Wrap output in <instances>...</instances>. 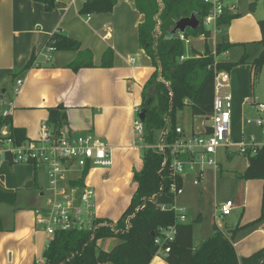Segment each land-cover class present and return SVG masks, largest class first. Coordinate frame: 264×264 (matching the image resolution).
<instances>
[{
    "label": "trees",
    "instance_id": "16d2710c",
    "mask_svg": "<svg viewBox=\"0 0 264 264\" xmlns=\"http://www.w3.org/2000/svg\"><path fill=\"white\" fill-rule=\"evenodd\" d=\"M35 1L43 3L47 11H53L57 5V0ZM135 3L138 11L144 15V20L138 27L139 44L154 67L144 85L139 106L140 111L145 112L143 123L146 144L154 143L158 130L169 123L172 128L181 123L178 113L186 107L190 108L193 116L209 117L212 114L217 70L230 71L237 64L248 63L251 66L252 86L254 85L264 66V18L259 20V42L263 47L259 54L251 58L244 53L238 61H227L217 57L229 51L234 44L223 39L217 42L215 50L210 48L207 40L211 36V30L204 23L210 5L205 0H135ZM116 4L117 0H85L80 12L87 15L110 12ZM250 7L255 9V4L252 3ZM192 16L198 21L196 27H188L183 33L174 31L177 21ZM239 16L240 13L226 10L217 26H227ZM181 33L186 38L205 37L204 51L181 60V56L186 55V43L180 38ZM46 44L54 45L56 50L77 51L78 57L69 65L74 70L96 66L92 51L84 49L81 41L67 34L55 32ZM113 56L114 51L108 49L99 66H112ZM32 62L33 57L23 70L30 68ZM17 75L18 72L14 73L13 78ZM66 116L64 105L49 109L47 123L52 126L56 136L61 134ZM6 123L10 125L11 136L17 143L27 140L24 128L14 126L11 116L3 117L0 114V129ZM244 155L248 157V166L239 176L244 179L264 180V145L255 153L248 152ZM142 159L143 167L134 171L136 190L121 217L114 221L98 216L90 229L74 227L57 231L43 252V264H150L158 254L156 237L160 229L176 222L172 210H163L159 206L173 203L171 183L178 179V183L182 184V178L172 175L168 168H163L164 156L156 149L144 147ZM89 170L88 165L78 177H70L69 182L83 188ZM152 197L155 201L150 200ZM15 198V193L0 188V202H14ZM143 203L145 207L137 210ZM263 218L264 211L259 218L249 223H238L231 232L216 225L213 234L198 246L194 244L193 223H177V233L169 245L170 250L165 259L170 264H263L264 248L249 256L240 257L234 244L240 229L254 226ZM199 220L200 217L197 218ZM2 230L3 220L0 216V231ZM114 237L119 242L111 250L99 247L100 239Z\"/></svg>",
    "mask_w": 264,
    "mask_h": 264
},
{
    "label": "crops",
    "instance_id": "0c3cea01",
    "mask_svg": "<svg viewBox=\"0 0 264 264\" xmlns=\"http://www.w3.org/2000/svg\"><path fill=\"white\" fill-rule=\"evenodd\" d=\"M84 2L57 0L56 8L47 11L43 3L35 0H0V87L3 93L7 91L8 84L14 90L16 80L24 79L20 93L12 99L15 110L11 117L14 126L25 129L27 140H39L42 126L49 119V109L64 105L67 116L62 132L75 136L95 135L111 146L112 165L103 166L107 175L111 174L110 167L114 165V160L124 153L128 166L125 175H120V180L130 181L133 178L135 182L134 171L143 167V153L141 155L138 151V137L134 129L137 116L135 109L140 106L144 85L154 71L150 58L139 44L138 27L144 15L138 11L135 0H117L112 11L93 13L88 17L80 12ZM55 32L81 41L84 49L92 51L96 66L74 70L69 65L76 60L78 52L70 50H55L51 58L46 60L43 55L46 43ZM198 38L201 41L205 39L203 36L195 39ZM215 47V43L210 46L213 50ZM108 49L114 51L113 65L100 67ZM203 51L197 50L200 53ZM32 57V66L23 70ZM143 60H149V66L143 65ZM16 72L18 75L14 79L13 74ZM39 169L43 170L45 166L33 165L34 176L17 178L15 181L19 183L16 184L31 185L43 196V188L37 186ZM77 175L74 173L72 177ZM92 180L93 173H88L85 185ZM245 182V191L248 192L251 184ZM254 183L260 186L262 181ZM124 184L125 181L119 182V185ZM134 184L131 198L137 187L136 182ZM103 187L105 185H102L105 191ZM1 189L15 193V200L18 199L16 191ZM95 193L97 216L112 219L110 217L116 214H111L114 210L105 202V196ZM45 206L35 207L33 211L15 209L11 219L1 216L0 264H34L38 257L42 258L51 237L45 227L37 223L36 209ZM118 215L114 221L121 217ZM198 217L202 220L200 211ZM253 220L239 221V224L244 225ZM118 242L115 237L103 238L98 241V245L111 250ZM234 244L238 256H249L264 248V238L259 244L263 247L259 249L251 243L236 244L234 240ZM150 264L170 263L162 254H156Z\"/></svg>",
    "mask_w": 264,
    "mask_h": 264
},
{
    "label": "rangeland",
    "instance_id": "374dc122",
    "mask_svg": "<svg viewBox=\"0 0 264 264\" xmlns=\"http://www.w3.org/2000/svg\"><path fill=\"white\" fill-rule=\"evenodd\" d=\"M225 3H228L230 7L235 6L233 12L240 13V16L222 28L218 27L215 23H205L208 29H212V37L210 36L211 38L207 40L209 41V45L217 44V42L223 39L234 44L229 51L217 57L220 60L238 61L244 53L254 58L263 48L259 42L261 39L259 20L264 18V0H225ZM252 3L255 4V9H251L250 5ZM190 38L189 42H185L186 55L192 56L196 54L197 50L204 49V41L206 39L201 41L199 38L195 39L197 37L191 36ZM148 61L143 60V65L149 66ZM250 70L251 66L248 63L234 66L229 71L231 79L228 82V87L223 88L218 93L220 97L228 94L232 95V100L228 106L231 112L228 144L232 151L239 149L241 143L249 142V135L255 136L258 143H264V128L258 126L256 123H248V119L256 120L259 118V112L255 105L258 102H264V66L255 79L253 86ZM6 87L7 91L5 93H3L2 86L0 87V93L2 92L0 96V111L5 108L4 103L9 104L15 97L12 86L8 84ZM223 106H227V103H224ZM14 110L15 107H13L12 113H14ZM178 118L179 122L185 127H193V129H197L199 126L210 122L205 116H193L189 107L180 111ZM138 140H136L139 147L138 151L142 155L145 145L140 140L138 142ZM219 160L220 164L217 167H205V176L198 185L194 184L195 176L197 175L196 171L185 170L183 174V193L177 197V201L179 205L186 207L188 210L187 222H191L194 225V244L196 246L213 234L215 225L227 232H231V228H234L239 221L255 220L264 211V180L259 178L244 179L239 176L246 168L248 157L239 152H233L227 157L224 151L221 150L219 152ZM127 166L125 154L122 153L114 160V165L110 167V175H107V170H104L101 165H93L89 171V174L93 173V180L89 182L87 187L93 188L98 194L105 196V202L114 210V213L111 214H116L114 216L109 215L113 216L110 217L113 220L118 213V216H120L121 212L127 207L133 193V188L135 187L133 178L130 181L125 179L120 180V175H125ZM40 170L37 186L43 188V192L45 193L43 196L40 195L39 191L32 189L33 186L22 183L17 185L16 182H19L15 181L20 177L29 175L33 177V165L20 163L11 166L6 161L2 162L0 167V187L12 192L16 191L18 199L15 200L17 201L16 203L9 201L0 202V216L11 219L14 216L15 209L33 211L35 207L44 205L49 208L47 205L50 197L49 188L51 186V177L48 173L49 168L46 165L45 169ZM120 181H125V184L119 185ZM245 181H249L251 184L248 192L245 191ZM255 181H262V184L257 186L254 183ZM107 184H109L108 187ZM102 185H105L103 187L105 191L102 190ZM30 191L34 192L31 193ZM227 200L233 202V211L231 215L222 217L219 211L216 212V205L222 204ZM118 207L119 209H117ZM199 211L202 213V220L197 221ZM227 226L228 228H226ZM39 227L42 228L43 226L39 225ZM263 238L264 218L258 224L240 230L234 240L236 244L241 242L244 244L251 243L253 246H258L257 249H259L263 247L259 245ZM9 257L10 255H8Z\"/></svg>",
    "mask_w": 264,
    "mask_h": 264
},
{
    "label": "built area",
    "instance_id": "2783aa9c",
    "mask_svg": "<svg viewBox=\"0 0 264 264\" xmlns=\"http://www.w3.org/2000/svg\"><path fill=\"white\" fill-rule=\"evenodd\" d=\"M210 5L209 13L206 15L204 23L217 25L218 20L227 11H232L225 0H205ZM90 15L88 14V17ZM180 38L189 42L184 34ZM56 50L54 45L45 47L44 58H51V54ZM41 54V52H40ZM187 55L181 56L184 60ZM134 62V61H133ZM230 73L227 70H217L215 73V101L214 109L209 117V123L199 126L197 129L187 128L179 123L174 128L170 123L158 130L156 141L152 144H146L144 140L145 126L141 120L140 108L135 109L136 116L134 120V129L137 137L145 147L158 150L163 154V168H168L172 175L182 178V184L178 179L171 183L170 191L174 195V201L171 204L164 203L159 207L161 209H170L174 212L176 222L168 227L160 229L156 237V244L159 246L158 254L164 257L170 250V243L175 239L177 233V223H184L188 220V210L179 205L177 197L183 193V174L185 170L196 171L194 184L198 185L205 176V167H217L220 164L219 152L224 151L225 155L230 156L233 152L246 154L255 153L257 149L264 145L257 142L255 136L249 135V142L241 143L239 149L232 151L230 149L229 136L231 126L230 102L232 95L223 97L219 92L228 87ZM24 79L18 78L14 88V94L21 91ZM227 103V106H223ZM7 106H9L7 108ZM14 101L9 104L4 103V109L0 111L3 117H9L12 114ZM256 108L259 112V118L256 120L248 119V123H256L264 128V102H258ZM3 161H8L11 165L28 163L32 165L48 166V173L51 177V186L49 188V202L43 208H37V223L43 225L47 234L52 237L59 230H68L74 227L79 229H90L97 216L95 191L84 184V187L72 185L69 178L74 173L81 172L86 166L93 165L111 166L112 165V147L103 139L95 135H71L61 132L55 135L52 126L48 123L42 126L41 137L39 140H26L17 143L11 136L9 124H4L0 129V167ZM77 175V174H75ZM73 176V177H78ZM150 200L155 201L152 197ZM145 203L137 208L143 209ZM233 202L227 200L222 204L216 205V212L219 211L222 217L232 214ZM37 264H43V259L36 260Z\"/></svg>",
    "mask_w": 264,
    "mask_h": 264
},
{
    "label": "water",
    "instance_id": "95a60500",
    "mask_svg": "<svg viewBox=\"0 0 264 264\" xmlns=\"http://www.w3.org/2000/svg\"><path fill=\"white\" fill-rule=\"evenodd\" d=\"M198 24V21L196 20V18L192 17H183L181 18L179 21H177L175 27H174V31H180V32H184L186 31V29L188 27H196ZM141 120L144 121L145 119V112L141 111L139 114ZM155 235V233H153Z\"/></svg>",
    "mask_w": 264,
    "mask_h": 264
}]
</instances>
